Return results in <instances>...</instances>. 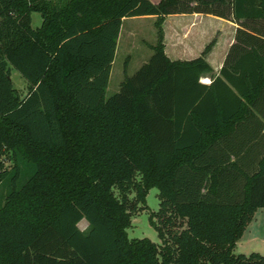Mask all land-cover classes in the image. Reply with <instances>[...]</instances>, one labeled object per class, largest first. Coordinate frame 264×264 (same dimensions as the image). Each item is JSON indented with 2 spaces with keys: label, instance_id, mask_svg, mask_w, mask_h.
Listing matches in <instances>:
<instances>
[{
  "label": "trees",
  "instance_id": "trees-1",
  "mask_svg": "<svg viewBox=\"0 0 264 264\" xmlns=\"http://www.w3.org/2000/svg\"><path fill=\"white\" fill-rule=\"evenodd\" d=\"M188 13L240 25L219 74L214 41L166 54ZM146 15L154 53L107 97L123 21ZM153 187L161 244L127 232ZM262 208L264 0H0V264H264L235 251Z\"/></svg>",
  "mask_w": 264,
  "mask_h": 264
},
{
  "label": "rangeland",
  "instance_id": "rangeland-1",
  "mask_svg": "<svg viewBox=\"0 0 264 264\" xmlns=\"http://www.w3.org/2000/svg\"><path fill=\"white\" fill-rule=\"evenodd\" d=\"M42 21L43 18L40 13L34 12L32 14L31 24L33 27L40 26ZM132 27L136 28L135 35L128 34V29ZM122 28V37L117 46L111 78L106 91L107 97L119 91L120 83L126 74L133 75L143 65V61L149 60L154 50L147 42L154 44L157 40L156 27L152 20L129 18ZM11 78L20 96L25 97L28 93V81L14 67L11 68ZM146 205L148 206L146 209L135 212L132 216V225L127 229L128 236L130 239L148 238L156 244H161L159 232L150 221L152 212H157L160 207L158 188L153 187L149 190ZM257 216L254 225L247 229L238 241L236 253L259 252L264 255V211H260ZM81 222L79 227L86 230L88 222L86 220Z\"/></svg>",
  "mask_w": 264,
  "mask_h": 264
},
{
  "label": "crops",
  "instance_id": "crops-1",
  "mask_svg": "<svg viewBox=\"0 0 264 264\" xmlns=\"http://www.w3.org/2000/svg\"><path fill=\"white\" fill-rule=\"evenodd\" d=\"M151 1L158 3L160 0ZM131 18L152 20L154 25L157 19L154 15ZM127 19L129 18L124 19L122 27ZM163 26L165 33V51L172 60H192L201 55L206 46L214 41L212 48L207 53V60L214 69L215 75L220 73L229 50L235 42L237 29L240 27L233 19H226L204 13L171 14L166 17ZM122 29L118 39V45L122 37ZM136 32L135 27L128 29L129 35H135ZM147 44L151 47L155 43L147 42ZM143 62L146 63L147 61ZM211 81L212 78L210 75L201 78V82L206 84L211 83ZM260 211H264V208L257 211L248 229L254 225L253 223L257 220V215Z\"/></svg>",
  "mask_w": 264,
  "mask_h": 264
},
{
  "label": "bare ground",
  "instance_id": "bare-ground-1",
  "mask_svg": "<svg viewBox=\"0 0 264 264\" xmlns=\"http://www.w3.org/2000/svg\"><path fill=\"white\" fill-rule=\"evenodd\" d=\"M82 223V222H81Z\"/></svg>",
  "mask_w": 264,
  "mask_h": 264
}]
</instances>
